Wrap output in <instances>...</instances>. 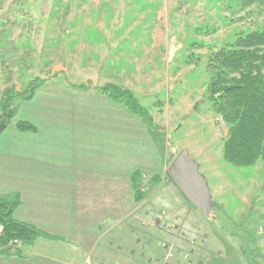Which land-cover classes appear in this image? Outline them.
<instances>
[{"label":"rangeland","instance_id":"1","mask_svg":"<svg viewBox=\"0 0 264 264\" xmlns=\"http://www.w3.org/2000/svg\"><path fill=\"white\" fill-rule=\"evenodd\" d=\"M263 27L260 2L243 7L240 0H0V116L7 94L14 108L39 83L58 79L99 90L110 78L147 110L166 160L189 152L215 203L209 217L192 208L202 220L197 222L180 208L179 188L167 179L169 166L154 186L141 182L140 212L152 210L163 223L159 227L173 236L159 242L168 260L177 262L181 254L189 259L178 240L206 244L204 237L181 232L188 221L233 245L236 264H264V159L245 167L224 159L229 127L208 100L207 70L214 53ZM116 44L117 56H105Z\"/></svg>","mask_w":264,"mask_h":264},{"label":"crops","instance_id":"2","mask_svg":"<svg viewBox=\"0 0 264 264\" xmlns=\"http://www.w3.org/2000/svg\"><path fill=\"white\" fill-rule=\"evenodd\" d=\"M113 47L105 56H117V44ZM57 81L22 101L0 134V199H17L13 219L41 233L16 252L0 249V264H236L233 245L188 221L181 232L204 237L206 244L193 239L192 247L178 240L189 259L181 254L177 262L168 260L159 242L173 236L159 227L163 223L155 221L152 210L140 212L145 200L136 192L144 179L160 181L172 155L166 160L148 122L125 105L100 89L76 87H91L86 83ZM107 85L116 84L107 78L98 87ZM19 122L34 130L21 131ZM178 190L180 208L202 222ZM261 247L264 252V243Z\"/></svg>","mask_w":264,"mask_h":264},{"label":"trees","instance_id":"3","mask_svg":"<svg viewBox=\"0 0 264 264\" xmlns=\"http://www.w3.org/2000/svg\"><path fill=\"white\" fill-rule=\"evenodd\" d=\"M240 1L243 7L259 2L264 6V0ZM207 67L208 100L213 110L229 127L223 140V157L232 166H252L264 159V27L240 36L230 46L214 53ZM43 84L45 82L37 84V87H32L18 98H21V102L29 100ZM76 87L89 89L87 86ZM100 91L141 116L152 129V119L133 92L116 85H107ZM10 101L11 97L7 94L0 116V134L18 112L19 106L13 108L7 103ZM18 128L21 131L34 130L30 124L24 122H19ZM176 156L172 155L168 164H171ZM168 179H171L169 175ZM158 181L150 180V183ZM136 194L139 201L144 199L139 189ZM18 204L17 199L11 202L0 200V224L4 228V233L0 235L1 253H10V243L32 244L41 236L34 227L13 219L12 214ZM214 206L215 203L213 208Z\"/></svg>","mask_w":264,"mask_h":264},{"label":"water","instance_id":"4","mask_svg":"<svg viewBox=\"0 0 264 264\" xmlns=\"http://www.w3.org/2000/svg\"><path fill=\"white\" fill-rule=\"evenodd\" d=\"M168 174L193 207L205 217L211 215L214 202L208 182L186 149L173 159Z\"/></svg>","mask_w":264,"mask_h":264},{"label":"built area","instance_id":"5","mask_svg":"<svg viewBox=\"0 0 264 264\" xmlns=\"http://www.w3.org/2000/svg\"><path fill=\"white\" fill-rule=\"evenodd\" d=\"M4 233V228L3 226L0 224V235H2ZM18 244V242H13V243H10V246H14Z\"/></svg>","mask_w":264,"mask_h":264}]
</instances>
